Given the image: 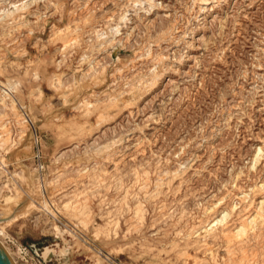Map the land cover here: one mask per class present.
<instances>
[{
  "label": "rangeland",
  "instance_id": "374dc122",
  "mask_svg": "<svg viewBox=\"0 0 264 264\" xmlns=\"http://www.w3.org/2000/svg\"><path fill=\"white\" fill-rule=\"evenodd\" d=\"M0 82L16 264H264V0H0Z\"/></svg>",
  "mask_w": 264,
  "mask_h": 264
},
{
  "label": "water",
  "instance_id": "95a60500",
  "mask_svg": "<svg viewBox=\"0 0 264 264\" xmlns=\"http://www.w3.org/2000/svg\"><path fill=\"white\" fill-rule=\"evenodd\" d=\"M45 247H49V246H44L43 250ZM33 250H36V248H34ZM42 251L38 252V251H34L42 260V263L47 264V262L50 260V258H45L42 255ZM0 264H13L11 262V259L9 258V256L5 253V251L3 250L2 246L0 245Z\"/></svg>",
  "mask_w": 264,
  "mask_h": 264
},
{
  "label": "bare ground",
  "instance_id": "6f19581e",
  "mask_svg": "<svg viewBox=\"0 0 264 264\" xmlns=\"http://www.w3.org/2000/svg\"><path fill=\"white\" fill-rule=\"evenodd\" d=\"M162 35V34H161ZM170 35V34H169ZM63 38V37H62ZM63 43V42H62ZM1 83V82H0ZM11 102H12V100H11ZM4 126H5V124H4ZM4 128V127H3ZM259 201V200H258ZM233 205V204H232ZM45 207V206H44ZM48 207H46L45 209H47ZM12 216V215H11ZM249 219V218H248ZM5 221V220H4ZM206 221V220H205ZM239 225H241V224H239ZM240 227V226H239ZM242 227V226H241ZM225 231V230H224ZM237 234V233H236ZM224 235V234H223ZM0 245H2V244H0ZM3 248V250L5 251V253L9 256V258L11 259V262L13 263V264H16L15 263V259L11 256V253L9 252V250H7V248H5V246L4 247H2ZM110 255V254H109ZM109 255H108V257H109ZM105 258H108L107 256H104ZM110 258V257H109ZM108 258V259H109ZM96 260V259H95ZM97 261H98V259H97ZM100 262V261H99ZM118 262V261H117ZM115 264V263H114ZM121 264V263H120Z\"/></svg>",
  "mask_w": 264,
  "mask_h": 264
},
{
  "label": "built area",
  "instance_id": "2783aa9c",
  "mask_svg": "<svg viewBox=\"0 0 264 264\" xmlns=\"http://www.w3.org/2000/svg\"><path fill=\"white\" fill-rule=\"evenodd\" d=\"M39 264H42L41 261H39Z\"/></svg>",
  "mask_w": 264,
  "mask_h": 264
}]
</instances>
